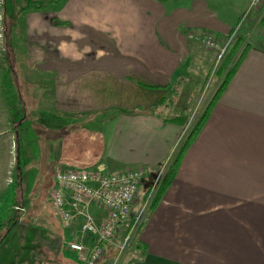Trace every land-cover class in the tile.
Returning <instances> with one entry per match:
<instances>
[{
    "label": "crops",
    "instance_id": "crops-1",
    "mask_svg": "<svg viewBox=\"0 0 264 264\" xmlns=\"http://www.w3.org/2000/svg\"><path fill=\"white\" fill-rule=\"evenodd\" d=\"M247 2L62 0L49 9L17 12L18 7H11L8 12L5 0L0 101L22 104L24 92L40 91L45 82L39 76L47 75L56 111L107 113L99 120L100 150L93 166L145 167L150 176L184 128L162 118L186 113L189 104L178 94L157 113L149 108L166 89L179 91L187 76L195 87L215 54L205 50V60H200V46L188 33H209L221 43L231 34L230 40L251 36L253 42H264V25L254 30L255 10L233 34ZM9 26L14 27L13 39L6 35ZM249 44L184 151L173 180L145 212L115 264H264V48ZM25 74L36 77L24 79ZM32 98L38 100L37 95ZM0 120L5 126L1 136L9 123L1 110ZM6 169V161L0 160V179ZM94 215L98 221L103 214L95 210ZM124 231L125 224H120L112 243L103 246L98 264H112ZM76 232L72 226L63 228L62 239L48 237V253L62 252L83 264L63 243Z\"/></svg>",
    "mask_w": 264,
    "mask_h": 264
},
{
    "label": "rangeland",
    "instance_id": "rangeland-1",
    "mask_svg": "<svg viewBox=\"0 0 264 264\" xmlns=\"http://www.w3.org/2000/svg\"><path fill=\"white\" fill-rule=\"evenodd\" d=\"M4 1L0 0L2 31ZM23 1L7 0L6 8L10 7L8 12L11 7H19ZM259 28L257 25L254 30ZM13 29L9 26L6 34L11 39L14 38ZM245 40L264 48L263 41L253 42L251 36ZM205 50L201 46L196 50L202 61L205 60ZM12 61L15 62V59ZM210 61L207 72L203 67L201 76H198V84L195 86L197 90L194 91L195 87L187 76V82H183L181 89L172 98L174 102L179 98L178 94H181L186 99L189 107L184 112L188 114V119L192 114V119L198 114L218 81L214 70L220 58L217 59L214 54ZM26 77L32 80L36 76L25 74L24 79ZM47 77L39 76L45 82L39 85L40 91L24 92L22 104L9 101L4 105L5 99L0 101V110L9 120L5 132L0 136V160H5L7 165L4 180L2 176L0 179V264H82L69 259L62 252L53 256L45 248L48 237H64L63 227L55 215L49 193L57 166L75 169L94 167L95 157L100 150L99 120L106 118L107 113L96 112L86 116L56 111L52 106L53 92L51 84L46 81ZM33 94L37 95L38 100L32 98ZM15 119H22V122L12 124L11 121ZM3 127L0 120V128ZM144 186L140 188L133 211L139 207Z\"/></svg>",
    "mask_w": 264,
    "mask_h": 264
},
{
    "label": "built area",
    "instance_id": "built-area-1",
    "mask_svg": "<svg viewBox=\"0 0 264 264\" xmlns=\"http://www.w3.org/2000/svg\"><path fill=\"white\" fill-rule=\"evenodd\" d=\"M253 10L257 12L256 20H259L264 12V0H248L234 27L233 34ZM1 31L2 13L0 12V39ZM187 36L204 49L215 51L216 58L219 59L231 41L232 34L224 43L209 33L190 32ZM193 115L187 120L157 170L150 176L145 167L117 170H106L101 165L76 169L58 166L55 168L49 198L61 226L63 228L77 227L75 235L65 239L63 243L68 250L78 256L83 264H96L101 258L103 246L112 243L117 227L125 224V231L115 244L113 262L115 263L122 255L148 210L177 146L180 145L191 126L194 120ZM144 184L139 207L137 211H133V204ZM95 210L103 214L98 221L95 219Z\"/></svg>",
    "mask_w": 264,
    "mask_h": 264
},
{
    "label": "trees",
    "instance_id": "trees-1",
    "mask_svg": "<svg viewBox=\"0 0 264 264\" xmlns=\"http://www.w3.org/2000/svg\"><path fill=\"white\" fill-rule=\"evenodd\" d=\"M62 0H24L22 4L19 5L17 11H25L30 9H49L53 5L61 2ZM53 24H66L67 22L53 20ZM259 27L264 25V12L258 21ZM216 37L215 35H213ZM249 42H247L244 38L240 36L234 37L225 47L221 57L220 62L216 66L214 73L217 76V83L211 90L208 98L206 99L205 103L203 104L201 110L195 116L191 126L189 127L188 131L186 132L185 136L183 137L180 145L176 149L169 165L167 166L162 178L159 182L155 195L149 205V209H151L160 199L161 195L167 188V186L173 180L176 169L178 166L181 157L186 150V148L190 145L193 141L201 127L206 122V119L210 113L212 106L218 100L219 96L223 92L224 88L226 87L227 83L229 82L233 72L237 68L239 62L241 61L244 53L249 48ZM145 85V84H143ZM145 86L157 89V86L146 84ZM164 89V88H162ZM177 88L170 87L166 89L165 94L161 97V99L149 108V112L157 113L160 108L162 107H169L170 104L173 102V97L177 93ZM117 111L123 113H130L131 111L126 108H118ZM188 120V114L181 113V112H172L162 118L163 123H170L177 126L184 127Z\"/></svg>",
    "mask_w": 264,
    "mask_h": 264
}]
</instances>
